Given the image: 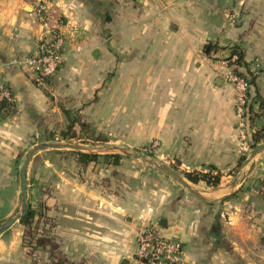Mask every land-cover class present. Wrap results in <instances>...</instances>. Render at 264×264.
<instances>
[{"label":"crops","instance_id":"crops-1","mask_svg":"<svg viewBox=\"0 0 264 264\" xmlns=\"http://www.w3.org/2000/svg\"><path fill=\"white\" fill-rule=\"evenodd\" d=\"M46 1L64 32L67 59L49 84L38 85L23 64L36 54L41 36L33 2L0 0V78L14 108L0 119V208L6 209L0 221L16 211L19 161L22 166L25 153L48 142L51 133L58 139L75 113L107 142L114 129L123 134L155 127L159 160L182 174L213 166L221 180L217 187L190 183L204 191V201L155 173V190L145 195L142 170L132 171L123 160L115 168L100 160L80 167L68 153L38 152L28 166L27 194L32 205L44 203L54 227L37 236L32 252L21 245L18 232L2 233L0 264H144L134 255L135 235L148 224L159 236L181 242L187 264H264L258 184L264 179V155L252 169H241L246 175L235 188L228 186L249 153H240L234 91L224 66L231 50H240L246 67L238 71L255 79L251 100L255 93L264 99V0ZM154 13L161 37L155 39V74L146 83L138 74L136 84L118 89L111 76L112 35L129 29L128 16ZM149 83L151 90L155 85V102L147 100L145 108L136 96L142 98ZM145 110L153 115L145 118ZM252 125L250 139L264 117Z\"/></svg>","mask_w":264,"mask_h":264},{"label":"rangeland","instance_id":"rangeland-1","mask_svg":"<svg viewBox=\"0 0 264 264\" xmlns=\"http://www.w3.org/2000/svg\"><path fill=\"white\" fill-rule=\"evenodd\" d=\"M47 12L48 14H50L49 9H47ZM127 27L129 28L128 30L113 33L112 35L113 42H116L115 46H113L111 49L113 56L116 59V66L113 69L111 76L112 78L117 79V80H114L115 81L114 83H115V87H117L118 89L125 85L136 84L137 83L136 77L138 76V74H139L138 78L140 79V83L144 81L146 83L147 81L146 77L150 75V73L154 72L155 74V39L161 38L160 35H158V31H155V13L153 15H148V16L145 14L138 15L136 17L128 16L127 17ZM212 49H213L212 47H209V51H211ZM131 75L133 76L131 77ZM148 81L151 82V80H148ZM153 91H155V85H154V90L153 89L151 90V85L149 83V85H146L144 87L143 93H146V94H143L142 98L140 95H137V96L135 95L137 97V101L140 103V99H142L143 104L145 105V108L147 107V100L150 101V105H151L152 100H154L155 102V92L151 93ZM127 94L129 95L125 97L126 99L130 98L131 91L129 90ZM152 115L153 114L150 112V110H147V111L145 110L144 112L145 118H147V116L151 117ZM154 117H155V112H154ZM113 133L115 134V137L111 139L112 142H106L104 144H101V143L83 144L76 140H68V141L67 140H53V141H48L45 143H57V142L67 143L69 142L73 144L84 145L85 147H89L92 150H100V149L107 150L108 148H112V147H121L130 152L141 153L144 155L148 154L149 156L146 155L148 159L165 164L155 156V150L157 149V147L155 146V127L151 129L148 127H145L143 130L140 129L135 133L131 131V129L130 130L128 129V131H125L123 134H121L118 130L114 129ZM117 137H121V138L118 139ZM37 144H40V143H37ZM251 149L252 148H250V150ZM45 151H49L48 153H56L54 152V150H45ZM58 151H59L58 153H70L66 151H71V150H58ZM40 152L47 153L43 151H40ZM114 153L120 155L124 163H127V166L130 167L129 169L133 168L132 171L136 170L139 172L142 170L143 184L145 186V195H147L148 191L155 190V185H153L155 184L154 182L155 180L153 181V179L155 178V173L163 175V177L167 179V181L170 184L174 183L175 185H177V187H182L180 184L175 182L173 179L166 176L165 174H163L162 172L154 168L152 165L147 164L143 160H134V159L130 160V158L125 157L119 152H108V154H114ZM240 153L242 156L247 155L241 151ZM41 155L45 156V154H41ZM23 157H22V160H23ZM130 161H133V162H130ZM21 162L22 161H19L20 166H19V169L17 170V178H19L18 173L21 167ZM176 172L183 177L182 173L178 171ZM115 173L116 175H112L114 178V181L119 182V179L121 178V176H119V173L117 172ZM131 179L133 180H129V182L134 183L135 182L134 178H131ZM194 189L199 190L198 187H194ZM45 192H47V194L49 193L48 191H45ZM201 195L203 196V193H201ZM40 196H42L41 193H39L38 200L40 199ZM29 198L30 197H28L27 200ZM147 200H149V198H147L145 201ZM19 204H20V197L18 199L17 207L14 209V211L19 208ZM38 204L39 202H37L36 200L35 204L33 205V209L36 208ZM5 210L6 209L0 208V216L1 215L3 216L4 212H6ZM13 212L11 214H13ZM3 220L0 221V223H2ZM147 226L152 227L151 224H148ZM9 229H12L20 234L21 245L23 244L24 239L25 241L29 240L28 234H26L24 227L19 223V221L15 222L13 226ZM12 230H9V231H12ZM34 243H35V240L32 241V244Z\"/></svg>","mask_w":264,"mask_h":264},{"label":"built area","instance_id":"built-area-1","mask_svg":"<svg viewBox=\"0 0 264 264\" xmlns=\"http://www.w3.org/2000/svg\"><path fill=\"white\" fill-rule=\"evenodd\" d=\"M32 2L30 6L35 14L36 23L41 29V36L38 39L36 54L26 58L23 64L33 81L38 85H43L46 79L54 77L66 62L65 36L58 23L48 14L47 1L32 0ZM235 58L232 56L230 60L224 62L227 68L225 77L234 91V112L240 149L244 154H248L251 133L248 119L250 86L246 78L236 75L228 66ZM2 101L13 103V97L7 85L0 78V103ZM135 243L134 255L144 264H187L183 258L181 242L159 236L152 227L146 226L138 230Z\"/></svg>","mask_w":264,"mask_h":264},{"label":"trees","instance_id":"trees-1","mask_svg":"<svg viewBox=\"0 0 264 264\" xmlns=\"http://www.w3.org/2000/svg\"><path fill=\"white\" fill-rule=\"evenodd\" d=\"M232 56H235V60L228 64L229 67L232 68V71L239 76H242L247 79V83L250 86H254V76L252 73H247V75L242 74V72L238 71L239 67H246L243 61V54L237 48H233L231 50ZM50 78L46 79L47 82ZM50 81H48L49 84ZM250 97V95H249ZM254 102L258 105V111H252V103ZM14 112L13 103L2 101L0 103V119L6 118L12 115ZM264 117V99H262L258 93H255V96L250 97L249 104V123L250 126L258 120L259 118ZM55 133H51L49 139L47 141L53 140H76L83 144H91V143H101L104 144L107 142L106 137H104L101 133H98L90 123H87L82 115L79 113H75L72 118L68 121V124L58 133V139H54ZM264 143V126L255 129L251 134V139L249 143L250 148H254L257 145ZM59 152V151H54ZM70 152L69 155L75 158L76 164L80 167H86L90 163H97L102 161L108 166L113 168L118 167L122 160V157L118 154H94V153H83L77 151H66ZM149 156L148 154H146ZM245 160V157H241L240 163ZM174 171H177L175 166H171ZM207 171H192L183 173L184 179L191 184H198L200 182L204 183L208 187H217L220 184L221 174L217 169L213 166H207ZM112 175H116L115 171L112 172ZM259 196L261 200H264V179L259 181ZM29 199L27 200L26 212L19 219V223L24 227L26 234H28V241L24 239L23 247L29 249L32 252L35 249L32 241L36 240L38 235H42L51 228L54 227V222L48 219L45 215V211L47 207L44 203L39 202L36 208L33 209V205L31 202L33 201L32 195H29ZM46 224H49V228L46 229Z\"/></svg>","mask_w":264,"mask_h":264},{"label":"water","instance_id":"water-1","mask_svg":"<svg viewBox=\"0 0 264 264\" xmlns=\"http://www.w3.org/2000/svg\"><path fill=\"white\" fill-rule=\"evenodd\" d=\"M45 150H71V151H77V152H83V153H96V154H108V152H119L122 155H124L127 158L134 159V160H143L147 164L152 165L154 168L165 174L166 176L173 179L175 182L180 184L183 188H185L187 191L192 193L193 195H196L197 197L203 199L204 201H207L203 198L201 195V190L194 189V187L187 182L180 174H178L176 171H174L171 167L162 164L157 161H153L147 158L146 155L141 153H134L130 152L124 148L121 147H112L106 149H100V150H92L89 147H85L81 144H73V143H40L35 144L31 147V149L26 153L22 166L19 171V180H20V204L19 208L16 209L15 213L8 218H6L2 223H0V235L7 231L9 228L13 226V224L25 214L26 212V203H27V170L28 166L33 158V156L40 152ZM116 154V153H114ZM264 155V144L257 145L256 147L252 148L249 152L248 157L242 162V165L239 167L237 173L234 175L231 183L228 185L231 188H235L240 181H243L245 178L246 173H241V169L247 165H249V168L252 169L255 163V159L258 156ZM241 174V175H239ZM222 200V198L217 199ZM211 202V201H208Z\"/></svg>","mask_w":264,"mask_h":264}]
</instances>
